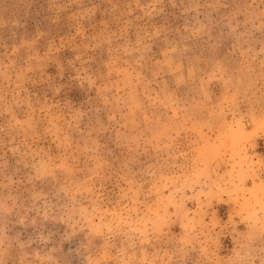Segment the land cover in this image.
I'll return each mask as SVG.
<instances>
[{"label":"rangeland","instance_id":"1","mask_svg":"<svg viewBox=\"0 0 264 264\" xmlns=\"http://www.w3.org/2000/svg\"><path fill=\"white\" fill-rule=\"evenodd\" d=\"M0 264H264V0H0Z\"/></svg>","mask_w":264,"mask_h":264}]
</instances>
